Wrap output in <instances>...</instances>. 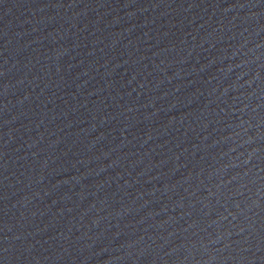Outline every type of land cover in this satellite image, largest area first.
Listing matches in <instances>:
<instances>
[{
  "label": "water",
  "instance_id": "1",
  "mask_svg": "<svg viewBox=\"0 0 264 264\" xmlns=\"http://www.w3.org/2000/svg\"><path fill=\"white\" fill-rule=\"evenodd\" d=\"M0 264H264V0H0Z\"/></svg>",
  "mask_w": 264,
  "mask_h": 264
}]
</instances>
